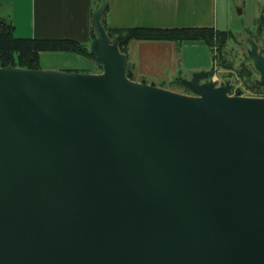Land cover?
I'll use <instances>...</instances> for the list:
<instances>
[{
  "label": "water",
  "instance_id": "1",
  "mask_svg": "<svg viewBox=\"0 0 264 264\" xmlns=\"http://www.w3.org/2000/svg\"><path fill=\"white\" fill-rule=\"evenodd\" d=\"M106 10L104 74L0 67V264H264V98L133 81Z\"/></svg>",
  "mask_w": 264,
  "mask_h": 264
},
{
  "label": "crops",
  "instance_id": "2",
  "mask_svg": "<svg viewBox=\"0 0 264 264\" xmlns=\"http://www.w3.org/2000/svg\"><path fill=\"white\" fill-rule=\"evenodd\" d=\"M259 3L263 14L264 0ZM248 5V0H111L108 24L113 29L213 28L233 32L236 12L243 14ZM98 9V0H0V17L15 28L17 37L68 39L90 46L92 20ZM260 37L259 50L264 53V33ZM133 67L135 72L136 65Z\"/></svg>",
  "mask_w": 264,
  "mask_h": 264
},
{
  "label": "rangeland",
  "instance_id": "3",
  "mask_svg": "<svg viewBox=\"0 0 264 264\" xmlns=\"http://www.w3.org/2000/svg\"><path fill=\"white\" fill-rule=\"evenodd\" d=\"M248 2L249 5L243 14L236 12L237 16L233 27L235 39L230 40L227 47L226 56L228 61L233 64L234 69L216 66L214 54L209 46L199 41L186 42L183 45L169 42H134L127 54L129 62L131 61L130 67L133 64L137 68L133 81L193 97L195 94L182 86L181 80L192 79L196 74L213 73L211 77L217 76L220 83L231 81L237 86L236 90H238L231 96L264 98V88L258 84L261 75L250 57L251 41L256 42L262 34L259 32L262 9L259 0H248ZM5 22L7 23L0 17V29ZM260 53L263 54L261 51ZM40 64L43 70L104 74V70L100 69L101 65L97 63L96 58L90 60L75 53L44 52L41 54ZM243 65L254 67L256 70L253 78L254 83L251 86H257V91L245 86L244 81L240 79L239 70Z\"/></svg>",
  "mask_w": 264,
  "mask_h": 264
},
{
  "label": "trees",
  "instance_id": "4",
  "mask_svg": "<svg viewBox=\"0 0 264 264\" xmlns=\"http://www.w3.org/2000/svg\"><path fill=\"white\" fill-rule=\"evenodd\" d=\"M101 6V0H98V8ZM111 9V0H107V10L102 16V23L110 36L111 42L119 43L121 51L128 54L133 42H174L182 45L184 42L202 41L206 43L214 54L216 66L225 69H234L233 64L227 59V47L229 41L235 39L233 32L216 31L213 28H184V29H159V28H133V29H113L108 24V14ZM259 32L264 33V8L259 21ZM92 41L97 38L95 27H93ZM261 38V37H260ZM260 38L256 40L260 43ZM44 52H68L75 53L90 60H95L91 53V47L74 40L62 39H33L19 38L15 35V28L8 24L0 29V67H17L25 69H41V54ZM263 53V51H261ZM264 54V53H263ZM102 70L103 67L99 66ZM254 67L242 66L239 70L240 79L244 81L245 86L258 89L257 86H251L254 83ZM213 74V73H211ZM128 76L135 80L133 66L128 71Z\"/></svg>",
  "mask_w": 264,
  "mask_h": 264
},
{
  "label": "built area",
  "instance_id": "5",
  "mask_svg": "<svg viewBox=\"0 0 264 264\" xmlns=\"http://www.w3.org/2000/svg\"><path fill=\"white\" fill-rule=\"evenodd\" d=\"M214 79H215V81H216L218 84H220V85L223 84V83H220L219 78H218L217 76H214ZM236 88H237V86L234 85V88H233L232 94H235L234 92L238 90V89L236 90ZM236 93H237V92H236ZM239 93H240V92L238 91V94H239Z\"/></svg>",
  "mask_w": 264,
  "mask_h": 264
}]
</instances>
